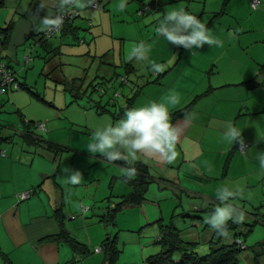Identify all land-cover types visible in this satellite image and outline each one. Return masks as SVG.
Wrapping results in <instances>:
<instances>
[{"label":"crops","instance_id":"obj_1","mask_svg":"<svg viewBox=\"0 0 264 264\" xmlns=\"http://www.w3.org/2000/svg\"><path fill=\"white\" fill-rule=\"evenodd\" d=\"M98 1L102 4L101 9L92 11L88 4L85 9L78 10L79 17L88 19V26L92 34L91 40L87 36L82 37L81 44H88L89 49L94 47L97 51V43L102 38V42L105 40V45L101 47L105 50L99 55V58L105 59L104 64L111 66L110 61L113 60V66L120 65L124 70L127 69L128 64L134 63L132 59H127L136 44L143 42L150 47L149 60L143 63L146 64L148 75L141 78L133 93L134 95L137 92L130 107L142 106L153 101L168 104L171 122L180 131L176 144L177 157L173 163L169 164L158 156L141 153L137 161L130 165L123 160L107 161L100 154L91 155L89 152H80L82 153L80 154L71 148L54 153L39 143L28 142L23 138V133L27 130L25 124L29 121L22 120V124L15 125L14 131L23 138L24 143L29 145L27 147L32 151L12 150L8 155L6 151L2 155L1 152L4 151L2 145L6 141L0 142V264H73L76 262L80 264L81 261V264H85V257L91 259L89 264H104L106 256L103 262L101 255L95 253L94 248L90 250L88 246L103 244L107 238L116 239L112 234L114 228L105 230L101 225L100 228H92L94 222L85 220L91 207L89 202L82 201L81 203L84 205L82 206L85 213L84 220L80 218L74 220V224L77 226L83 223V227H86V237L84 235V238L86 241L88 240V244L82 242L88 249L86 254L81 255L74 252L68 244L56 240L54 236L64 228L77 239L75 234L73 235L72 231L65 227L64 222L71 209L67 206L72 205L71 202L74 199V196L71 195L83 197L86 200H95L99 188L106 193L111 191V188L117 183H120L123 191H118L116 195L112 194L107 197L108 205L113 207L123 197L132 194L133 186L123 170L135 164L141 169L140 174L145 170L149 175L146 176L149 180L145 189L146 199L140 204H124L128 208L142 206L144 216L141 214V217L135 220V224L139 226L138 228H142L141 231L144 235L153 236V240L157 241L160 238L159 224H171L176 228L172 223L175 214L171 216V221L166 223L164 219L166 215L163 210L177 206H181L182 209L187 208L186 213L203 212L205 206H212L214 209L221 204L216 192L222 186H228L234 191L239 189V192L226 203L244 213L242 222L256 220L259 209L264 207V172L259 169L256 160L257 153L264 151V80L260 77L264 66V0H259L256 10L251 8L250 0H203V16L197 15L200 7L195 6V2L192 4V0H182L186 5L181 4L178 7L198 16L216 38L223 42L222 47L205 44L193 50L173 44L167 45L156 33L159 21L154 15L151 21L146 18L140 20L138 25H133L136 34L134 37L115 35L112 24L124 20L125 12L129 13L130 9L133 8L132 12L140 9L144 0H127L126 8L123 11L119 9L120 0ZM129 1L132 2L131 5H128ZM134 3H138L139 6H135ZM163 3L170 2L156 0L155 11L159 7L162 8ZM61 4L62 0H0V28L11 24L1 53V61L7 62L18 77L23 71L20 68L28 65L23 63V57L21 58L22 52L24 51V54L27 52L26 46L32 40L27 36L33 32H42L41 19L45 16L52 17ZM69 6L73 7L72 4ZM90 16L94 22L89 19ZM106 23L111 29L109 35L105 33ZM140 24L142 26H139ZM70 27L71 30L68 27L64 30L63 35L58 33L39 47L46 51L54 47L57 48V46H60V50L69 46L71 47L70 52H76L80 46H75L73 49L74 39H77L74 37V33L79 27L78 36L81 35L80 31L83 28L74 21L71 22ZM103 37L105 38L103 39ZM118 40L117 47L115 41ZM128 40L131 41L128 42ZM26 42L29 43L25 47H21ZM19 50H21L20 57ZM151 61L159 63L164 70L159 74L151 72L147 66ZM135 72L136 67L134 72L129 74ZM98 73L102 75L101 72ZM94 92L98 93L99 99L93 100L92 108L99 114L110 113L107 104L102 105L104 95L101 90ZM173 95L177 96L179 100L175 105L169 103V98ZM126 98L124 106L111 98L107 101V103L111 102L116 105L115 107L118 109L116 112H112L117 118L116 121H112V124L118 122L123 115L127 106ZM99 105L105 106L107 110L99 112ZM185 107L187 108L182 115L173 117L175 111ZM60 111L63 110L60 109ZM60 113H57L55 117L57 118L56 123L44 135L49 140L40 135L44 129H36L35 132L41 140L49 142L53 140L50 135L54 126L71 129L75 134L82 124L90 125L92 132L106 124V122L104 125L96 124L92 120L94 112L89 109H86L85 115L77 111L76 115L70 113L64 119L61 117L63 114L60 115ZM77 115L83 116L85 122L80 121V117ZM39 120L41 118L35 122H40ZM229 123L236 125L242 131L244 142L248 143L244 153L237 150L238 142L232 145L224 140L223 129ZM5 126L7 125L4 123L0 125L1 135V128ZM45 128L47 129V127ZM88 136L87 141L90 142L89 139L92 136ZM51 142L59 145L57 141ZM62 144L64 143H61L60 146ZM70 150L74 151L76 156L70 163L66 159L65 166L68 165V167L61 169L59 163L62 162L63 155L59 154L70 153ZM92 160L100 163L99 171L88 168L92 166ZM67 169L79 171L82 174L78 184L69 183ZM137 175L135 172L131 178H135ZM29 191L31 194L27 199L20 198L23 192ZM150 192L151 195H149ZM163 201L165 203L162 204ZM149 204L153 205L152 208H149ZM108 205H105L104 210ZM246 207L251 208V211H248ZM92 216H95L94 212ZM99 216L98 221L103 222ZM186 216H190V214H186ZM198 216L197 218L200 220L203 219L200 215ZM115 222L120 227L118 220ZM153 223H157L158 227L153 226L144 230L145 227L153 225ZM228 223L231 224L233 231L227 230L228 235L225 236L227 239L224 240L225 243L220 242V244H231L238 237L243 238L245 242V238L242 237L244 234L238 231L241 229L239 225L242 223L236 224L231 220ZM216 233L219 238L218 231ZM180 236L184 241L196 245V239L186 240L182 233ZM97 237L99 238L97 239ZM221 238L223 239V235H220ZM159 249L161 250V246ZM154 250L150 251L151 254L147 256L143 249L140 253L133 254V257L146 264L149 256L160 251L153 253ZM93 253L98 256L87 255ZM262 253L264 250L259 251V255ZM128 256H123L125 264L126 259H129ZM176 259L179 257L177 256ZM137 261L134 260V262ZM255 262L257 263V260Z\"/></svg>","mask_w":264,"mask_h":264},{"label":"rangeland","instance_id":"obj_2","mask_svg":"<svg viewBox=\"0 0 264 264\" xmlns=\"http://www.w3.org/2000/svg\"><path fill=\"white\" fill-rule=\"evenodd\" d=\"M149 1L151 0H144V4H148ZM168 1L170 3H163V7H159V9L156 11L148 10L140 14V12H138L139 9L132 12V8V10H129V13L125 12L124 20L112 24L114 34H122L130 38L134 37L136 34L134 32L133 25L137 24L140 20L148 18V20L151 21L153 18L152 16L154 15L157 21H159L160 18L164 15L163 12L165 13L168 10L178 9V6L181 4L186 5L185 1L182 0H177L175 2L172 0ZM194 2L195 6L200 7L197 15L203 16V0L191 1L192 4H194ZM131 4L132 2L128 3V5ZM134 5H138V3H134ZM185 5L182 6L185 7ZM89 8L90 10L92 9V11L98 10L92 7ZM140 9H142V6L140 7ZM132 16L134 17L132 18ZM89 19L94 22L92 16H90ZM73 21L83 28V30L80 31L81 35H79L77 39H74L75 45L73 46V49L75 48V46H80L79 50H74L76 52H70L71 47L69 46H65L63 49L61 45L62 49L60 50V53H57L54 58H52L51 61L47 63L44 60L47 52L41 49L39 46H34L33 44H29L26 46V44L29 42H26L25 45H21V47L26 46L27 48V52L25 54L24 51L22 52L21 58L23 57V63L25 62L28 65L20 68V70L23 71L21 76L19 77V81L21 83L26 82V85L30 87V90L32 92H30L29 89L23 87L16 90L7 89L4 92H0V125L3 123L7 125L1 128L2 135L6 136L7 138L6 142H4L2 145V149H4V152L6 151L7 155L12 150L17 151L26 149L27 151H32L31 148L27 147L29 145L24 143V140H22L23 138H21V136L14 131V128L16 127L15 125L22 124V120L24 119L28 122L33 119V121H38V118H41V120H39L40 123L41 121H43L46 124L47 129L45 128L44 132H41L40 135H43L46 140L49 139L44 135L47 134L48 131L52 128L53 124L56 123L57 118L55 117L59 112H61L60 115L63 114L61 115V117L64 119L65 117H68L70 113L76 115L77 111H80L81 114L85 115L84 113L86 109H89L94 112V115H92V120L96 124L104 125L105 122L106 124H108L112 123V121H116V115H113L112 112H116L118 109L117 107H115L116 105L111 102L107 103V101L111 98L116 103H120L124 106L126 96H132L136 91L141 78L148 75L146 64H143L144 61L138 62L134 58L132 60L134 62V66L136 67V72L129 75L125 73V70L122 66H113V60L110 61V63H112V66L104 64L105 59H100L101 57L99 58V55L105 50H103L102 48L105 45V40L103 42L102 38L99 40V42L97 43V51H95L94 47H91L92 49H89L88 44H81L80 42L81 38L85 36H87L91 40L92 34L90 32V27L88 26V19L76 17L75 19H73ZM139 26L142 25L140 24ZM105 30V33H108L109 35L111 29L107 23L105 24ZM91 31L93 32V30ZM104 38L105 37H103V39ZM130 41L131 40H128V42ZM118 42L119 40L115 41L117 47L119 44ZM20 54L21 50H19V57ZM26 55L30 56L29 60L27 61H25ZM127 60L130 59L128 58ZM147 66H149V63L147 64ZM108 71H110V74L108 73ZM98 72H101L102 75ZM108 74L110 75L109 77L107 76ZM96 75L99 77L96 78ZM103 76L108 78H104ZM151 76L153 77V75ZM111 77L115 78L111 82L107 81V79ZM91 82L93 85H97L94 91H97L99 89L101 90L102 95H104L102 98V105L107 104V109L110 113L99 114L95 111L94 108H92V105L94 103L93 100H98L99 97L97 96L98 93L92 91V87L89 86ZM77 83H83V87H81L80 94L74 96V94H72L70 90L76 89L77 87L74 84ZM60 109L66 112L60 111ZM77 116L80 117V121L85 122L83 116ZM76 131L77 133L74 134L71 129H61L54 126L53 131L50 135L53 140H50V142L57 141L59 145H61V143H64L62 144V147L64 146L68 149L71 148L78 153H88V151L86 150L87 144L89 143L87 141V138H89L88 135L92 136L94 134V132H92L91 130V126L82 124L81 128ZM89 140L91 141V139ZM69 152L70 153L59 154L63 155L62 162L59 163V167L61 169L68 167V165L65 166L66 159H68L70 163L72 160H74V156H76L74 155V151L70 150ZM75 158L77 159V157ZM91 165L92 166L90 167H88L87 165V167L89 169L99 171V162L93 161ZM155 190L158 191V189ZM118 191H123L120 183H117L111 188V191L109 190L106 193L103 192L101 188H99L95 200H86L83 197H76L75 195H71L74 196V199L71 202L72 205L67 206L71 209L70 214L65 217V227L71 230L73 235L75 234L78 241L88 244V240L86 241L84 238V235L86 237V227H83V223L80 226H77L76 224H74V220L77 218L84 220L85 213L83 212L82 208V206L84 205L81 203L82 201L87 203L89 202L91 207L89 208L88 215L85 220L94 222L92 228H100V225L105 230L114 228V230H112L113 236L116 237L114 243L117 249L120 251V253H118L117 257L114 260V264H125V257H123L125 255H129V259H126V264H144L143 261H137V258L134 259L133 254L137 252L140 253L144 249L145 255L148 256L151 254L149 252L153 251V249H155L153 253L158 252L160 250V245L159 243H156V239L153 240V236L144 235L141 231L142 228H138L139 226L135 224V220L138 217H141V214H143L144 216L142 206L128 208L125 204L124 206L122 205V209L117 210L115 213V220H118V224L120 225V227L117 226L116 222L114 224L107 225L103 222H99L97 219L100 214H103L105 212L104 207L105 205H108L107 197L112 194L116 195ZM149 195H151V192L149 193ZM163 203L165 202L163 201L162 204ZM77 205L78 207H76ZM149 206V208H152L153 205L149 204ZM246 209L248 211H251V208L249 207H246ZM166 210H163L166 215V217L164 218L166 220V223H169L171 221V216L175 214L172 219V223L176 226V228L180 230V233L184 234V238L186 240L196 239L195 251L198 255H204L209 252L210 248H214L217 246L216 241H218V235L216 233V230H213L207 223H205V218L213 211L212 206H205L203 212L192 211L186 213L187 208L182 209L181 206H177L176 208H166ZM93 212L95 213V216H92ZM186 214H190V216H186ZM198 215L203 217V219L201 218L200 220L199 218H197L199 217ZM263 216L264 207L259 209L256 220H246L245 222H241L242 224L239 225L241 229H239L238 231H241L244 234L242 237L245 238L246 245L248 246L246 249H242L239 252V264H264V253L260 254L259 257H257V263L255 262V256L257 255V253L264 250V244L261 245L262 243H264ZM250 225L252 226L250 227ZM81 226L82 228H80ZM153 226L158 227V224H150L145 227L144 230ZM92 228H89L90 231L92 230ZM230 231H233V229H231ZM188 233L191 234L187 235ZM98 238L99 237H97V239ZM226 239L227 238L223 236V239L221 238L220 242H224V240ZM101 246L102 244L99 243V245L97 246L88 247H90V250H92L95 247ZM98 254L101 255V259L103 261L104 257L106 256L105 250ZM98 254L93 253L87 255L98 256ZM84 259L86 260L85 264H89L91 259L89 257H85ZM106 259L107 256L105 260ZM134 260H136L137 262H134ZM73 264L78 263L76 262Z\"/></svg>","mask_w":264,"mask_h":264},{"label":"clouds","instance_id":"obj_3","mask_svg":"<svg viewBox=\"0 0 264 264\" xmlns=\"http://www.w3.org/2000/svg\"><path fill=\"white\" fill-rule=\"evenodd\" d=\"M67 3H71L77 10H83L90 0H62L61 6ZM126 5L127 0H120L119 9L123 11ZM61 24L60 16L55 18L45 16L40 21L41 30L59 28ZM156 33L167 45L173 44L185 49L193 50L205 44L223 46V42L216 38L201 19L183 8L166 11L158 22ZM150 51V47L140 42L132 48L129 59L134 58L138 62L148 61ZM149 70L159 74L164 69L159 63L151 61ZM178 102V97L175 95L169 98V103L172 105ZM179 136V129L171 122L168 104L153 101L138 107H126L118 122L96 128L86 150L91 154H100L107 161L123 160L130 165L137 161L141 153L158 156L171 164L177 157L176 144ZM223 137L232 145L238 142L241 151L246 150L242 131L236 125L226 124ZM256 160L259 169L264 172V151L257 153ZM123 171L129 178L135 175L134 168L129 167ZM81 175L79 171L67 169L68 181L73 185L80 182ZM238 192L239 189L234 191L228 186L220 187L216 196L221 204L205 218V223L223 236L228 235L226 225L229 220L236 224L244 220L243 212L226 203Z\"/></svg>","mask_w":264,"mask_h":264},{"label":"trees","instance_id":"obj_4","mask_svg":"<svg viewBox=\"0 0 264 264\" xmlns=\"http://www.w3.org/2000/svg\"><path fill=\"white\" fill-rule=\"evenodd\" d=\"M92 1H96V2H98L99 5H101V7L97 8V9L102 8V4L98 0H90L89 7H91L90 4ZM253 1L254 0H250V6L253 10H256L258 7V4H259V0H256V5H253ZM70 4L71 3L64 4L63 7L59 5V8L70 7L69 6ZM143 5H145V4H143ZM59 8H57V9H59ZM78 14H79V11H78ZM78 17H79V15H78ZM72 21H73V19L65 20L63 27H62V30L54 33L53 35L47 36V35H45V30H43L42 32H39V33L33 32V33L29 34V36H27V38L30 37L32 39V40H30V44H33L34 46H42L45 43V41H48L49 39L53 38L56 34L62 33V35H63L64 30L68 29V27H69V30H71L70 25H71ZM10 29H11V24H8L7 26L0 28V37H1V45H2L0 47V63H3L6 66V68L10 72L13 73L16 81L19 84V88H21V87L27 88V89H29L30 92H32L30 90L29 86H27L25 83H21L19 81V77L17 76V73L11 68V66L8 63L1 61L2 60L1 59V57H2L1 53H2V50L5 46L6 40L8 38L9 32H10ZM78 29H79V27L76 28V32L74 33L75 38L78 37ZM46 52H47V55L45 57L44 56L43 57H44L45 62L49 63L51 61V59L54 58V56L57 53H60V46H57V48L54 47L51 50H46ZM25 58H27L29 60L30 56L26 55ZM25 61H26V59H25ZM129 67H131V68H129ZM126 68H127L126 69L127 71L125 70V73L127 75L130 72H134V70H135V67L133 64H128V66ZM262 69H264V66ZM97 77H99V76L96 75V78ZM114 78L115 77H112L111 79H107V81L110 82ZM82 84L81 83L74 84V85H76L77 88L71 89L70 92L72 94H74V96L79 95L80 91H81V87H83ZM89 86H91L92 91H94L95 87L97 85H93L91 82L89 84ZM5 89H13V88L8 86V87H5L4 90ZM136 94H137V92L134 95H132L131 97L126 98V103H127L126 107H130V105L132 104V101L134 99V96ZM187 107L175 111L173 113V117H178V116L182 115L185 112ZM105 110H107L105 108V106H101V105L98 106L99 112H104ZM37 123H39V122L29 121L28 123L25 124V126L27 127V130H25V132L23 133V138L26 141L37 143V144L39 143L42 147L47 148V150H50L54 153H58L60 151L66 150V147H62L60 145H57L55 143H52V142H49L46 140H41L40 137L38 136L37 132H35L36 131L35 125ZM44 126H45V124H44ZM6 140H7V138L4 137L3 135H1V133H0V142L6 141ZM131 168H134L135 172L138 174L135 178L129 179V182L133 186V193L130 194L129 196L123 197V199L121 201L117 202L113 207H110L108 205L105 208V212L103 214H101L99 217H100V220L103 221L107 225L113 224L115 222V213L117 210L121 209V207L124 203L140 204L143 200L146 199L145 189H146V184L149 182V180L147 179L146 176H149V175L147 174V172L145 170L142 172V174H140L141 169H139L137 164L132 165ZM251 226L252 225H250V227ZM159 228L161 231V235H160V238L157 240V242L161 246V251H159L158 253H156L154 255L149 256L147 258L146 264H239L238 256H239V252L242 250V248L237 243V240L240 239L245 244L243 238H241V237L236 238V240L231 244H227V245L226 244H220V235L221 234L218 232L219 238H218V241H216L217 246L214 248H210L209 252L204 254V255H198L195 251V244L184 241L183 239H181L180 231L177 228H175L173 225H171V224H169V225L159 224ZM226 228H227V230H231L232 229L231 224L228 223L226 225ZM54 238L56 240L64 241L65 243H67L71 247V249L74 252H78L81 255L86 254L88 251L85 244H83L82 242L78 241L76 238L71 236L66 231V229H64V228L60 231V233L55 235ZM114 242H115V239L112 237V238H107L102 244V246L105 249L106 256H107L106 262L104 264H114V260L119 253V250L115 246ZM261 245H263V243ZM247 247L248 246L245 244L244 249H246ZM177 256L179 257V259H176ZM258 256H259V252L255 256L256 260H257Z\"/></svg>","mask_w":264,"mask_h":264},{"label":"built area","instance_id":"obj_5","mask_svg":"<svg viewBox=\"0 0 264 264\" xmlns=\"http://www.w3.org/2000/svg\"><path fill=\"white\" fill-rule=\"evenodd\" d=\"M253 5H256V0L253 1ZM90 6L94 9H97L99 7H101V5L98 4V2L96 1H92ZM149 10V6L147 4L143 5L142 6V9H139L138 12H140V14H142L143 12L145 11H148ZM78 10H76L74 7H67V8H59L55 11V13L53 14L52 18H55L56 16H60L62 17V24L59 28H55V29H52V30H45V35H53L54 33L62 30V27H63V24L65 22V20L67 19H75L76 17H78ZM177 46V45H175ZM26 61L28 60L27 58H25ZM260 77L264 80V69L262 70L261 74H260ZM0 92H4V88L5 87H11L13 88L14 90L16 89H19V84L18 82L16 81L15 79V76L13 75L12 72H10L6 66L3 64V63H0ZM35 128L37 130H42V129H45V126L43 123H37L35 125ZM240 144L238 143L237 144V150L240 152V153H244L245 151H241L240 150ZM248 147V143L245 142V149ZM2 155H4V151L1 152ZM31 191L29 192H23L21 195H20V198L21 199H27L30 195ZM86 209V208H85ZM237 243L240 245V247L242 249L245 248V244L240 240L238 239L237 240ZM104 249L103 246L101 247H95L94 248V252L95 253H100L102 252Z\"/></svg>","mask_w":264,"mask_h":264},{"label":"water","instance_id":"obj_6","mask_svg":"<svg viewBox=\"0 0 264 264\" xmlns=\"http://www.w3.org/2000/svg\"><path fill=\"white\" fill-rule=\"evenodd\" d=\"M155 4H156V0H151L148 2V6H149L150 10H155V8H156Z\"/></svg>","mask_w":264,"mask_h":264}]
</instances>
